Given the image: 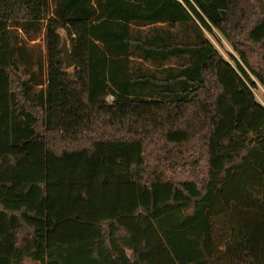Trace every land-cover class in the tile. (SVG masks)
Listing matches in <instances>:
<instances>
[{
	"label": "trees",
	"instance_id": "trees-1",
	"mask_svg": "<svg viewBox=\"0 0 264 264\" xmlns=\"http://www.w3.org/2000/svg\"><path fill=\"white\" fill-rule=\"evenodd\" d=\"M257 83L264 0H0V264H264Z\"/></svg>",
	"mask_w": 264,
	"mask_h": 264
},
{
	"label": "rangeland",
	"instance_id": "rangeland-1",
	"mask_svg": "<svg viewBox=\"0 0 264 264\" xmlns=\"http://www.w3.org/2000/svg\"><path fill=\"white\" fill-rule=\"evenodd\" d=\"M59 34L62 37L61 41L63 39L67 40L64 30L60 29ZM216 35L219 38V42L209 35L208 37L211 40V42L214 44L216 49L224 56V58H226L227 60H230V54L237 57V54L233 50L232 46L228 43V41L224 39L220 34L216 33ZM28 43L29 45H32V51L35 53V55H38L42 58L45 57L46 51H45L44 29L43 28L37 34V36H35L34 39L32 41H29ZM68 46H69V42H68ZM250 55H251V61L257 64L258 63L257 51L251 52ZM253 92L255 94L256 99L260 103L264 104V89L259 83H257V88L253 89ZM107 100L111 101L112 97L108 96ZM198 167H199L198 168L199 174H195L194 172L187 171L186 169H181V170L174 169V170H171L168 176L175 181L193 180V181L199 182L200 180H202V178L205 176V173H206V167H205L204 161H200L198 163ZM25 264H40V263L26 259Z\"/></svg>",
	"mask_w": 264,
	"mask_h": 264
},
{
	"label": "water",
	"instance_id": "water-1",
	"mask_svg": "<svg viewBox=\"0 0 264 264\" xmlns=\"http://www.w3.org/2000/svg\"><path fill=\"white\" fill-rule=\"evenodd\" d=\"M60 52L63 55L65 68H70L73 66V59L70 51V47L68 46V42L66 39L61 41V45L59 48Z\"/></svg>",
	"mask_w": 264,
	"mask_h": 264
}]
</instances>
